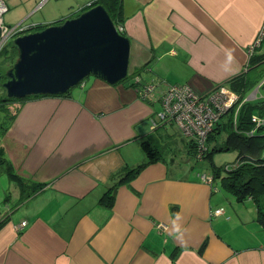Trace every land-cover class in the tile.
Returning a JSON list of instances; mask_svg holds the SVG:
<instances>
[{
	"label": "crops",
	"instance_id": "1",
	"mask_svg": "<svg viewBox=\"0 0 264 264\" xmlns=\"http://www.w3.org/2000/svg\"><path fill=\"white\" fill-rule=\"evenodd\" d=\"M37 1L32 19L20 7L33 0H13L14 11L6 2L3 24L33 32L93 0ZM122 11L129 73L147 66L141 81L187 83L202 96L243 72L264 27V0H122ZM151 117L153 100L130 82L93 76L67 95L28 100L0 145L12 170L41 187L23 199L6 174L21 202L11 212H22L0 226V264H264L255 203L236 199L214 174L168 164L160 137L152 148L141 124ZM167 126L158 134L174 141Z\"/></svg>",
	"mask_w": 264,
	"mask_h": 264
},
{
	"label": "water",
	"instance_id": "2",
	"mask_svg": "<svg viewBox=\"0 0 264 264\" xmlns=\"http://www.w3.org/2000/svg\"><path fill=\"white\" fill-rule=\"evenodd\" d=\"M96 1L88 3L78 15L13 40L18 60L3 84L6 99L67 95L92 76L110 85L126 81L131 40L118 29L102 5L90 6ZM249 61L248 58L247 66ZM260 85L245 101L256 98ZM5 207L12 209L8 204Z\"/></svg>",
	"mask_w": 264,
	"mask_h": 264
},
{
	"label": "trees",
	"instance_id": "3",
	"mask_svg": "<svg viewBox=\"0 0 264 264\" xmlns=\"http://www.w3.org/2000/svg\"><path fill=\"white\" fill-rule=\"evenodd\" d=\"M98 4L102 5L108 11L116 25L122 23V0H98L90 6ZM37 29L40 30L42 28ZM3 46V51L0 54V139L4 138L12 127L21 107L28 100L34 99H6L3 84L8 78V71L18 60V51L12 40L5 43ZM259 50V48L255 49L253 55L249 57L250 61L247 70H243L240 75L236 76L225 85L229 90L239 95L240 98L237 106L227 114L228 119L226 121L221 119L214 131L208 135V142L206 144L207 152L203 155V158L209 159L208 155L212 154L215 150L220 151L221 149L230 148L237 152L236 159L231 162L230 165L224 167L226 173L222 176L221 184L228 192L235 195L236 199L239 201L249 198L255 203L257 220L264 228V97H256L253 100L245 101L247 92L251 91L259 83L258 78L264 70V53H260ZM146 67L147 66L137 68L132 73H129L125 82H130L131 86L135 87L137 93L147 90L149 87H153L151 91L152 97L151 99H147L152 100L156 95V91L160 89L158 83L161 82L141 81L140 76L142 72L146 70ZM147 71H149V69ZM132 80H134V82H132ZM263 87L264 83L262 88ZM166 89L167 86L162 90L160 89V94ZM236 111L237 116L236 121H234ZM158 115L159 114H157V117L154 119L158 120ZM253 118H255L256 121H253ZM164 123L165 121L163 120L159 122L156 129L160 128ZM223 132H227L226 138L223 137L222 139L224 146L219 147L214 145L210 148V145L215 144L216 140ZM169 137L172 138V135H169ZM149 140L150 141H147L151 144V147L154 148L152 145L157 143V137H154V135L150 133ZM189 143L195 152V150H197V143L191 139ZM210 150H212V152ZM152 151V149H149V153L152 154ZM12 169V163L7 161L3 149L0 147V170L4 171L9 178H15L13 180L18 183L23 199L32 197V195L38 191L39 187H41V184L31 183L25 180ZM219 176V170L214 167V178ZM6 219L7 218L0 221V226Z\"/></svg>",
	"mask_w": 264,
	"mask_h": 264
},
{
	"label": "built area",
	"instance_id": "4",
	"mask_svg": "<svg viewBox=\"0 0 264 264\" xmlns=\"http://www.w3.org/2000/svg\"><path fill=\"white\" fill-rule=\"evenodd\" d=\"M8 6L4 0H0V43L5 44L6 40L27 29V26L17 25L7 27L2 22V16L7 12ZM120 31H124L122 25L118 26ZM264 37V27L259 32L257 39L249 48V57H251L255 49L259 46ZM153 87L139 92L143 98L152 95ZM152 97V96H151ZM150 97V99H151ZM240 96L224 86H217L207 95L198 94L189 84H175L167 86V89L158 94V100L161 101L162 111L158 115V120L152 119V130L156 129L162 120L165 123H174L181 130L185 137L194 140L197 143L195 150L196 157L203 159V155L207 152L206 144L208 135L214 131L220 120L237 106ZM153 100V99H152ZM150 101V100H149ZM238 111V108H237ZM235 112V120L237 116ZM253 121H256L253 118ZM164 123V124H165ZM204 182L213 183V177L206 175L201 176ZM222 209L215 210V214L222 212ZM9 210L4 213L0 212V221L6 218ZM27 225L26 221H22L18 225V229ZM160 228L163 224H158Z\"/></svg>",
	"mask_w": 264,
	"mask_h": 264
},
{
	"label": "rangeland",
	"instance_id": "5",
	"mask_svg": "<svg viewBox=\"0 0 264 264\" xmlns=\"http://www.w3.org/2000/svg\"><path fill=\"white\" fill-rule=\"evenodd\" d=\"M88 1V0H87ZM4 2L9 5H11V3L13 2V0H4ZM35 2V3H34ZM54 2H57L56 0H54ZM39 3L37 0H33V3L25 5V7H20L22 11L25 10V14L23 16V18H30L32 19L34 16H36L35 12H31L33 10V8L35 7V5ZM61 3L65 4V1H62ZM87 2H81L80 5H84L81 7V9L83 7H85L87 4ZM86 4V5H85ZM9 8L11 9V11L17 10L16 7L14 6H10ZM72 6L74 9L78 8V3L73 2ZM80 9V10H81ZM71 16L73 14H70ZM68 15V16H70ZM67 16V17H68ZM65 18V17H64ZM63 18V19H64ZM17 19V17H16ZM21 21V20H20ZM123 21L122 20V24L123 25ZM19 23V21H14L12 22V24H16ZM120 24H117V26H119ZM124 34V32H122ZM262 49L264 51V42H263V46ZM148 67H146L147 69ZM148 70V69H147ZM244 70H247V68H245ZM130 71V70H129ZM259 83L251 90L248 91L245 98H247L252 92H254V90L259 87V85L264 81V70L261 74V76L258 78ZM257 81V82H258ZM158 83V82H157ZM158 85L160 86V89L162 90L165 86H171V85H175V82H172L170 84L167 83H158ZM263 84L260 85L259 91L257 92L256 97H264V87L262 88ZM160 89L156 91V95L153 97V102H154V109L156 111V115L159 114L162 111V104L161 102L158 100V94L160 93ZM139 98L143 101H146L147 99H150V95H147L146 97H142L141 95H139V93H137ZM228 119V115H225L222 120L226 121ZM152 122V117L147 120H144L143 122H141V124H143L144 127H149L150 132H152L154 134V136L156 135L157 137L159 136L161 139V143L157 145L158 149L160 150L159 152V156H163L165 161L171 165V163L177 164V165H181V166H186L189 169H191L192 172L194 173H198V174H210L213 175L214 174V167L219 170L220 172V176L217 177V184L220 185V183H222V176L225 175L226 171L224 170V167L226 165H230L231 162H233L236 157H237V152L233 149H221L220 151L215 150L212 154L208 155V158H203V159H197L196 158V154L194 151H192L189 147V141L190 138L188 137H183L182 134H175L176 131L178 130L177 127L175 125H171L168 123H165L163 125V127L168 128V132L170 134H172V139L175 141L174 144H171V141L167 138H165L164 133L160 132L158 134V129L152 130V126H151V122ZM146 124V125H145ZM223 129V128H222ZM227 132H223L218 139L216 140L215 144H211L210 148H212L214 145L217 146H224L223 144V137L226 138V134ZM1 147V146H0ZM212 152V150H210ZM223 186V185H222ZM224 187V186H223ZM14 189L18 192V188L15 186V184L13 182H10V180L8 179L6 173L4 171L0 170V212L4 213L6 210L5 205H9L10 208H17L20 207L21 202H18L17 198L12 195L11 193L14 191ZM20 212H22V209L19 210ZM19 211H16L13 216H19ZM222 212H220L219 214H221Z\"/></svg>",
	"mask_w": 264,
	"mask_h": 264
},
{
	"label": "clouds",
	"instance_id": "6",
	"mask_svg": "<svg viewBox=\"0 0 264 264\" xmlns=\"http://www.w3.org/2000/svg\"><path fill=\"white\" fill-rule=\"evenodd\" d=\"M80 12V11H79ZM17 26V25H16ZM117 26V25H116ZM123 26V25H122ZM12 27H14V26H12ZM118 27V26H117ZM124 32V31H123ZM27 33H30L29 31H27V32H24V33H18V34H16V35H14V36H12L13 37V40L17 37V36H20V35H24V34H27ZM220 86H222V85H220ZM246 99V98H245ZM253 100V99H252ZM155 130V129H154ZM7 210V209H6ZM5 210V211H6ZM10 212H11V209L9 210V213H8V215L6 216V218H8L9 217V214H10Z\"/></svg>",
	"mask_w": 264,
	"mask_h": 264
},
{
	"label": "flooded vegetation",
	"instance_id": "7",
	"mask_svg": "<svg viewBox=\"0 0 264 264\" xmlns=\"http://www.w3.org/2000/svg\"><path fill=\"white\" fill-rule=\"evenodd\" d=\"M263 38H264V37H263ZM263 38H262V40H263ZM262 40H261V41H262ZM260 43H261V42H260ZM259 45H260V44H259ZM249 48H250V47H249ZM166 130H167V129H166Z\"/></svg>",
	"mask_w": 264,
	"mask_h": 264
}]
</instances>
